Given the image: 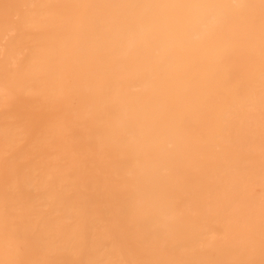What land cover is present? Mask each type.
I'll list each match as a JSON object with an SVG mask.
<instances>
[{
    "label": "bare ground",
    "instance_id": "bare-ground-1",
    "mask_svg": "<svg viewBox=\"0 0 264 264\" xmlns=\"http://www.w3.org/2000/svg\"><path fill=\"white\" fill-rule=\"evenodd\" d=\"M0 264H264V0H0Z\"/></svg>",
    "mask_w": 264,
    "mask_h": 264
}]
</instances>
